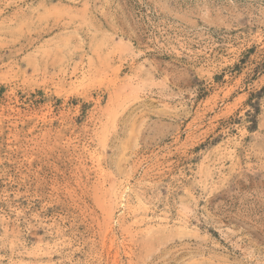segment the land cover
<instances>
[{
	"label": "rangeland",
	"instance_id": "374dc122",
	"mask_svg": "<svg viewBox=\"0 0 264 264\" xmlns=\"http://www.w3.org/2000/svg\"><path fill=\"white\" fill-rule=\"evenodd\" d=\"M0 264H264V0H0Z\"/></svg>",
	"mask_w": 264,
	"mask_h": 264
}]
</instances>
